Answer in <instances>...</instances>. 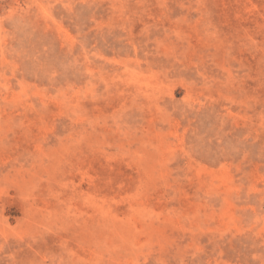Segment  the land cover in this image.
<instances>
[{"label":"rangeland","instance_id":"rangeland-1","mask_svg":"<svg viewBox=\"0 0 264 264\" xmlns=\"http://www.w3.org/2000/svg\"><path fill=\"white\" fill-rule=\"evenodd\" d=\"M0 264H264V0H0Z\"/></svg>","mask_w":264,"mask_h":264}]
</instances>
